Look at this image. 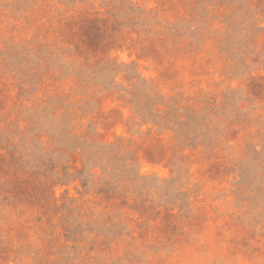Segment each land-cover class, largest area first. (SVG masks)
<instances>
[{"label": "rangeland", "instance_id": "374dc122", "mask_svg": "<svg viewBox=\"0 0 264 264\" xmlns=\"http://www.w3.org/2000/svg\"><path fill=\"white\" fill-rule=\"evenodd\" d=\"M0 264H264V0H0Z\"/></svg>", "mask_w": 264, "mask_h": 264}]
</instances>
